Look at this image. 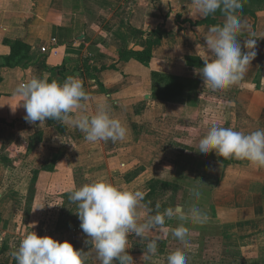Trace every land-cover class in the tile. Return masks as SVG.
<instances>
[{
	"label": "crops",
	"instance_id": "obj_1",
	"mask_svg": "<svg viewBox=\"0 0 264 264\" xmlns=\"http://www.w3.org/2000/svg\"><path fill=\"white\" fill-rule=\"evenodd\" d=\"M239 15L255 33L257 55L238 84L216 90L205 85L196 69L203 67L204 58H212L204 39L214 22L224 23L219 10L201 17L193 0H0V65L16 42L27 45L30 56L24 66L2 70V262L16 264L12 253L31 232L28 219L60 213L70 190L102 179L121 189L145 191L144 202H151L153 214L157 204L161 213L177 205L185 211L199 206L207 220L186 224L188 240L194 247L200 236L211 243L221 240L226 255L211 259L212 264L264 263V168L219 157L215 151L198 152V141L212 124L246 134L264 129V1L244 2ZM159 26L168 33L153 47L148 66L130 56L121 60L126 52L145 51ZM248 36V31L238 36L242 52ZM69 76L83 81L87 114L106 103L128 130L124 140L91 143L71 125L25 120L16 87L33 77L63 83ZM175 84L180 87L168 95ZM193 187L199 198L193 197ZM178 199L199 202L173 205ZM32 223L40 237L68 241L85 252L91 249L81 222L61 228L49 226V220ZM177 224L166 219L151 234L158 238L155 255L146 252V240L130 235L126 251L134 264H167L170 252L165 251L174 244L183 246L171 235ZM185 255L187 264L205 262ZM85 264L99 262L89 255Z\"/></svg>",
	"mask_w": 264,
	"mask_h": 264
},
{
	"label": "clouds",
	"instance_id": "obj_2",
	"mask_svg": "<svg viewBox=\"0 0 264 264\" xmlns=\"http://www.w3.org/2000/svg\"><path fill=\"white\" fill-rule=\"evenodd\" d=\"M245 0H193L195 10L201 17L214 15L218 10L225 20L222 25L209 28L205 48L211 59H203V67L196 69L205 85L216 90H224L238 84L244 77L247 67L256 57L255 33L240 18ZM248 31V38L242 52L238 36ZM15 94L21 96L26 110L25 120L35 124L55 120L71 125L84 134L87 142H116L126 138L127 128L110 114L106 103L97 105L94 114H87L89 96L83 81L76 76L67 77L63 83L46 78L33 77L20 83ZM215 151L223 158L247 160L255 167L264 168V129L251 133L236 131L231 127L212 124L198 141V152L208 154ZM191 193L199 198V191L193 187ZM146 192L125 190L97 179L79 188L70 190L68 199L77 205L75 212L81 221L80 227L91 245L87 252L77 250L68 242H59L50 236L40 237L36 232L27 233L12 253L16 264H85L89 255L99 264H134L133 257L126 251L129 236L134 235L147 241L146 252L155 255L158 251V238L151 234L163 228L166 219H176L171 235L184 248L189 246L187 223L204 224L207 215L197 205L184 210L183 205L166 208L163 213L156 205L155 214L145 203ZM44 207L40 208L43 209ZM143 209V210H142ZM167 264H187V257L181 248L167 255Z\"/></svg>",
	"mask_w": 264,
	"mask_h": 264
},
{
	"label": "trees",
	"instance_id": "obj_3",
	"mask_svg": "<svg viewBox=\"0 0 264 264\" xmlns=\"http://www.w3.org/2000/svg\"><path fill=\"white\" fill-rule=\"evenodd\" d=\"M248 1H253L254 3H258V0H245V3ZM264 1V0H263ZM214 25H218L215 22L213 23ZM168 32L163 28V26H159L154 32H152V35L156 37V39L153 42L149 43V47L142 52H126L122 54L121 60H125L126 57L130 56L131 58L137 59L139 62L142 64L148 66L150 64V61L152 59V49L153 47L159 45L163 39V37L167 34ZM29 48L27 45L23 44L22 42H16L11 46V53L9 56L5 57L3 59V64L0 65V85L3 81V76H2V70L3 68H8L12 69L17 66H21L25 63H27L30 58H29ZM189 61V59H188ZM179 88L177 84L173 85L172 87L169 88L168 90V95H174L175 93V88ZM69 196V195H68ZM68 196L63 197V205L62 209L60 210L61 212L59 215L61 218H63L64 225L65 226H72V225H78L80 224V219L78 218L77 214L75 213L77 211V205L75 203H72L69 201ZM67 198V200L65 199ZM61 222V221H59ZM63 225V226H64Z\"/></svg>",
	"mask_w": 264,
	"mask_h": 264
},
{
	"label": "rangeland",
	"instance_id": "obj_4",
	"mask_svg": "<svg viewBox=\"0 0 264 264\" xmlns=\"http://www.w3.org/2000/svg\"><path fill=\"white\" fill-rule=\"evenodd\" d=\"M182 201H183V203L187 204L188 206L194 204V201L199 202V200H196V199H194L193 201L192 200H185V199H178V201L175 200L173 202V205L176 204L177 202L180 204ZM50 212H51V214L43 213L42 216H38V218H35V216H34V218L36 220L33 219L30 221L28 219L27 223L31 222V224H29V225L26 224L28 226V230L30 229L32 231L34 229L32 222H42V221H46V220L50 221L49 226H51L55 223L53 227H55V225H56V228H61V226L64 225L65 220L63 218H61V216L58 214L59 212L57 210L55 212H53V211H50ZM59 221H61V222H59ZM43 228L46 229V226ZM207 238L208 237L205 236L203 238V240L201 241V236H200V244L198 247H194L192 245V243H194V242L192 240H189V246L187 248H184L183 246H180L178 244H174L172 246V248L169 251L166 250L165 253L168 254L169 252L171 253L172 251L176 250L177 248H181L185 252V254H187V255H192V256L197 255L198 257H200L202 260L205 261L203 264H212L210 262L211 259H215L218 256H220L221 254L222 255H226V254L224 252H222L221 240L220 241L216 240L215 242L211 243V240L209 238L208 239ZM232 252L233 251L230 252V255L233 257V259H236V256H238V255L234 254ZM2 261H4V260L0 258L1 264H5ZM200 264H202V263H200ZM231 264H233V262ZM246 264H248V263H246ZM252 264H256V263L252 262ZM262 264H264V263H262Z\"/></svg>",
	"mask_w": 264,
	"mask_h": 264
},
{
	"label": "built area",
	"instance_id": "obj_5",
	"mask_svg": "<svg viewBox=\"0 0 264 264\" xmlns=\"http://www.w3.org/2000/svg\"><path fill=\"white\" fill-rule=\"evenodd\" d=\"M55 44H56V40H54ZM44 52H46L47 50L46 49H43ZM80 230V228H78Z\"/></svg>",
	"mask_w": 264,
	"mask_h": 264
}]
</instances>
